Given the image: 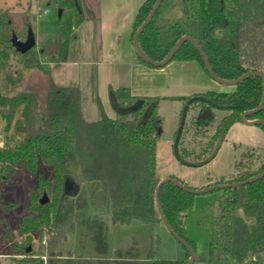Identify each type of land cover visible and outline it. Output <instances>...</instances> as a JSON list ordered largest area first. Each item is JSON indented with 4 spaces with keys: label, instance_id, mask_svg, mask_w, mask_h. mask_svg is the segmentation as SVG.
Here are the masks:
<instances>
[{
    "label": "trees",
    "instance_id": "16d2710c",
    "mask_svg": "<svg viewBox=\"0 0 264 264\" xmlns=\"http://www.w3.org/2000/svg\"><path fill=\"white\" fill-rule=\"evenodd\" d=\"M156 2L146 0L140 7L132 42ZM58 4L63 12L70 13L68 17L62 15L55 23L60 36L55 58L58 62H66L74 30L88 17L82 11V0H61ZM171 8L181 10L182 16L174 22H166L163 12ZM186 36L198 42L212 71L223 80L239 79L248 72L264 74V0H164L141 34L139 43L150 59L160 62ZM1 37L13 49L11 37ZM0 58L9 59L6 50L0 52ZM20 58L25 70L49 74L35 51L20 55ZM138 60L157 69L139 56ZM174 61H195L210 76L201 54L189 42L178 50L171 62ZM5 62L1 64L3 70L7 66ZM22 78L23 72H17L15 76L5 73L11 89L4 92L0 87V118L7 134L4 146L0 147V177L8 179V175L20 166H25L33 177H37L41 164L53 172L52 181L39 178L38 190L31 194L28 212L21 219L19 233L24 239L15 245V250L30 257L24 264H188L190 253L187 250L186 258L180 261L157 260L153 250L145 261L104 257H68L61 262L55 259L65 235L60 217L68 194L77 188L68 178L75 161H79L83 182L93 185L101 193L103 209L113 225L162 223L156 193L161 182L157 176V145L164 120L158 113V104L170 99L137 97L129 88L110 89L116 116L109 117L100 103L101 117L90 123L82 115L78 88L60 87L51 79L47 102L41 110L37 94L20 89ZM232 87L231 91H208L179 99L185 106L193 97H204L222 106L227 113L216 124L214 111L217 108L202 101L190 106L180 142V154L185 160L201 162L209 158L219 150L232 127L240 123L242 114L260 107L264 86L259 76ZM153 103L157 106L143 123L144 114ZM193 110L198 112L192 121ZM249 120L264 122V110L250 116ZM192 122L197 135L204 133L207 125L216 124L215 133L199 153L190 152L182 145L183 135ZM262 152L258 167L253 169L243 165L244 162L249 165L254 154L243 157L236 173L225 184L240 183L262 173L264 150ZM190 155L193 160H188ZM170 178L192 189L175 175ZM223 191L222 213L213 240L203 246H197L184 233L185 215L192 210L195 195L169 182L160 190V203L170 226L194 249V264H264V176L253 183ZM44 195L48 196L49 202L41 205L40 196ZM44 230L50 236V254L46 261L43 256H34L32 251L27 253L28 248H32V235L42 234ZM159 242L157 238L156 249Z\"/></svg>",
    "mask_w": 264,
    "mask_h": 264
},
{
    "label": "rangeland",
    "instance_id": "374dc122",
    "mask_svg": "<svg viewBox=\"0 0 264 264\" xmlns=\"http://www.w3.org/2000/svg\"><path fill=\"white\" fill-rule=\"evenodd\" d=\"M59 1L61 0H0V52L6 50L9 55L7 61L0 58V87L4 92L11 89L5 79V73L15 76L17 72H23L20 89L37 94L41 110H44L47 102L49 75L41 70H25L21 62V54L16 55L13 52L15 49H10L1 36L12 38V34L16 33L20 40L25 41L31 29L37 42L33 51L40 55V59L49 60L56 56L60 36L55 23L58 19V12L62 9L58 4ZM89 2L93 4L94 0H82V11L87 17L91 16L90 10L86 7ZM171 9H175L172 19L174 22L178 19L176 14L181 13V10ZM44 11L46 14H43ZM165 12H163V19ZM69 14L66 10L62 12L64 17H68ZM4 62L7 65L5 70L1 68ZM76 69L87 70L89 67L81 66ZM214 83L218 85L219 91L233 90L232 86ZM182 112L183 105L176 100H162L158 105V113L164 120L161 138L157 145V176L161 181L168 179L170 174H175L190 188L203 190L221 185L219 184L221 182L225 184L234 176L237 166L247 155L254 154V158L248 161L249 165L246 164L247 162L243 165L253 169L258 167L261 162L258 157L263 155L264 150V128L249 126L241 122L232 127L216 156L208 164L201 167L182 165L175 157L173 147ZM197 112V110L191 111L192 121ZM214 114L217 124L227 113L216 109ZM216 124L207 125L205 132L197 135L192 122L183 135V147L190 152L199 153L208 138L215 133ZM6 136L5 123L0 118V147L4 146ZM193 159L190 155L188 160ZM69 172L77 177L80 176H78L79 161L78 163L75 161ZM40 177L52 181L53 172L41 164L37 177H33L25 166L16 168L15 173L8 175V179L0 177V261L2 264H24L30 259L23 253L18 254L15 245L24 239L19 233V226L22 217L28 212L31 194H36L38 190ZM79 190L76 196H68L66 207L60 217L64 224L65 235L64 243L55 253V259L58 262L68 257L100 258L104 256L145 261L149 259L152 250L157 260L180 261L186 258L185 247L162 223L147 225L134 222L117 230L118 226L113 227L107 212L103 209L102 196L96 187L83 182ZM40 197L43 198V196ZM223 199L224 191L219 189L195 195L194 206L184 219V233L187 239L195 242L197 246L206 245L213 240L216 223L222 213ZM238 214L240 215L241 212ZM32 236V254L37 257L43 256L46 261L50 254L48 232L44 230L42 234L37 232ZM157 238L160 239V244L156 249ZM220 256L219 253L218 257Z\"/></svg>",
    "mask_w": 264,
    "mask_h": 264
},
{
    "label": "crops",
    "instance_id": "0c3cea01",
    "mask_svg": "<svg viewBox=\"0 0 264 264\" xmlns=\"http://www.w3.org/2000/svg\"><path fill=\"white\" fill-rule=\"evenodd\" d=\"M145 1L89 2L86 7L91 16L74 30L67 61L58 62L56 56L49 60L41 59L43 68L55 84L80 90L82 115L87 122L100 119V103L109 117L116 116L110 89L129 88L137 97L173 99L182 103L183 108L184 103L180 98L220 90L195 61H174L161 69L139 62L131 36L135 19ZM174 12L175 9L166 11L164 20L172 22ZM181 13H177L176 17L179 18ZM81 66L89 69H79V72L76 67ZM172 175L175 174H170L168 178ZM72 176L83 185L81 171L79 177L75 174ZM121 227L118 226L117 230ZM107 259L115 258L108 256Z\"/></svg>",
    "mask_w": 264,
    "mask_h": 264
},
{
    "label": "water",
    "instance_id": "95a60500",
    "mask_svg": "<svg viewBox=\"0 0 264 264\" xmlns=\"http://www.w3.org/2000/svg\"><path fill=\"white\" fill-rule=\"evenodd\" d=\"M164 0H157V2L155 3L151 13L149 14L148 18L146 19V21L140 26V28L138 29L135 37H134V41H133V45L134 48L136 50V53L138 54V56L144 60L145 62H147L148 64L156 67L157 69H161L166 67L167 65H169L173 59V57L175 56V54L178 52V50L182 47L183 44L189 42L191 44H193L196 49L199 51V53L202 56V59L204 61V65L205 68L207 70V72L209 73L210 77L217 82L218 84L224 85V86H235L238 85L242 82H244L245 80H247L248 78L252 77V76H259L262 81H263V86H264V74L261 72H248L247 74H245L244 76L240 77L239 79H235V80H223L221 78H219L211 69L210 64L206 58V55L204 53V51L202 50L201 46L198 44V42L191 38V37H183L181 38L176 45L173 47V49L170 51V53L165 57V59L163 61L160 62H156L153 61L152 59H150L141 49L140 47V43H139V38L141 36V34L143 33L144 29L148 26V24L152 21V19L154 18L156 12L158 11V9L160 8L162 2ZM62 9L59 10L58 12V18L62 17ZM11 43L13 48L15 49L16 52L20 53L21 55H25L27 54L29 51L33 50L37 44L36 42V37L34 32L29 29L26 40L22 41L19 39V37L16 35V33L12 34V38H11ZM198 101H202V102H206L210 105H212L213 107L217 108V109H221L222 110V106L217 105L216 103L207 100L204 97H193L191 98L186 105L183 108V112H182V117H181V122H180V126L176 135V139H175V143H174V154L175 157L178 159V161L182 164V165H186V166H191V167H201L204 166L206 164H208L217 154L218 149L214 152L213 155H211L209 158H207L204 161L201 162H190L185 160L181 154H180V142H181V138H182V134L187 122V116H188V111L190 106L194 103V102H198ZM157 106L156 103L151 104L143 117V123H146L149 119V117L151 116V114L153 113L155 107ZM264 110V93H263V98H262V102L260 104V107L254 111H248L242 114L240 122L249 126H261L264 128V122L261 120H255V121H250L249 117L252 115H255L257 113H259L260 111ZM264 176V171L262 173H260L259 175L252 177L251 179H248L246 181L240 182V183H234V184H221V185H215V186H211L208 187L207 189H203V190H194V189H189L186 186H184L183 184H181L179 181L175 180V179H171L168 178L166 180H163L160 182L158 189H157V193H156V205H157V209H158V213H159V218L162 221V224L168 229V231L172 234V236L183 246L185 247V249L190 253V259L188 261V264H194L195 260H196V253L194 251V249L188 244V242L186 240H184L178 233H176L173 228L170 226V224L168 223L164 212L162 210L161 207V203H160V190L162 188V186L164 184H167L169 182H172L173 184H175L177 187L181 188L184 191H187L189 193H192L194 195H201V194H206L209 192H212L214 190H224V189H230V188H235L241 185H245V184H250L253 183L259 179H261ZM73 183H75L77 185V189L74 190L72 193L68 194V196H76L79 193V189L81 188V183H77L75 178L70 175L68 177ZM49 202V198L47 195H44L43 198L40 201L41 205H45ZM32 251V248L29 247L27 250V253H30Z\"/></svg>",
    "mask_w": 264,
    "mask_h": 264
},
{
    "label": "built area",
    "instance_id": "2783aa9c",
    "mask_svg": "<svg viewBox=\"0 0 264 264\" xmlns=\"http://www.w3.org/2000/svg\"><path fill=\"white\" fill-rule=\"evenodd\" d=\"M43 14H46V11H44ZM40 16H42V14H40Z\"/></svg>",
    "mask_w": 264,
    "mask_h": 264
}]
</instances>
